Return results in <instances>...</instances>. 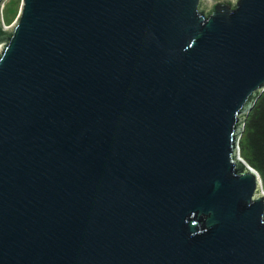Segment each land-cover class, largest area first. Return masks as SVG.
Segmentation results:
<instances>
[{"label":"water","instance_id":"1","mask_svg":"<svg viewBox=\"0 0 264 264\" xmlns=\"http://www.w3.org/2000/svg\"><path fill=\"white\" fill-rule=\"evenodd\" d=\"M4 1L0 264H264V0Z\"/></svg>","mask_w":264,"mask_h":264},{"label":"trees","instance_id":"2","mask_svg":"<svg viewBox=\"0 0 264 264\" xmlns=\"http://www.w3.org/2000/svg\"><path fill=\"white\" fill-rule=\"evenodd\" d=\"M238 145L240 156L258 171L264 190V91L246 117Z\"/></svg>","mask_w":264,"mask_h":264},{"label":"rangeland","instance_id":"3","mask_svg":"<svg viewBox=\"0 0 264 264\" xmlns=\"http://www.w3.org/2000/svg\"><path fill=\"white\" fill-rule=\"evenodd\" d=\"M19 0H5L1 8V17L5 25H8L15 14ZM246 121V120H245ZM240 154V150H239Z\"/></svg>","mask_w":264,"mask_h":264},{"label":"bare ground","instance_id":"4","mask_svg":"<svg viewBox=\"0 0 264 264\" xmlns=\"http://www.w3.org/2000/svg\"><path fill=\"white\" fill-rule=\"evenodd\" d=\"M6 26H7V25H6ZM6 26H5V27H6Z\"/></svg>","mask_w":264,"mask_h":264},{"label":"built area","instance_id":"5","mask_svg":"<svg viewBox=\"0 0 264 264\" xmlns=\"http://www.w3.org/2000/svg\"><path fill=\"white\" fill-rule=\"evenodd\" d=\"M3 6V5H2Z\"/></svg>","mask_w":264,"mask_h":264}]
</instances>
